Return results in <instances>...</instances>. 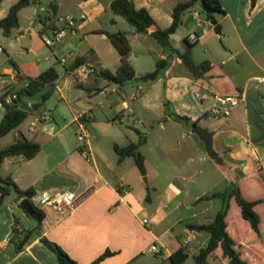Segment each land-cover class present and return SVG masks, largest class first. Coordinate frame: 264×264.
Here are the masks:
<instances>
[{"label":"crops","instance_id":"obj_1","mask_svg":"<svg viewBox=\"0 0 264 264\" xmlns=\"http://www.w3.org/2000/svg\"><path fill=\"white\" fill-rule=\"evenodd\" d=\"M18 1L0 2V20ZM112 1L36 0L21 10L19 27L10 36L0 29V60H5L0 63V98L10 93V88L21 89L55 68L54 94L62 103L55 107L58 115L54 117L51 111L40 113L43 105L37 97L24 100L41 107L27 112L26 120L13 130L12 143L0 145V151L20 138L38 143L41 150L30 160L5 158L2 177H11L22 190L33 188L36 206L44 196L63 191L76 195L77 203L68 213L44 211L41 232L78 264H174L171 257L181 248L188 253L181 264H196L211 235L193 227L213 223L225 204L222 194L235 182L246 200L263 201L255 207L261 220L260 235L242 218L235 198L226 219L228 234L246 264H264V0L254 7L251 0H233L231 8L218 0L224 13L212 14L221 27L220 34L198 2L183 14L171 45L183 53L185 40L195 34L193 59L197 64L209 61L212 71L205 80H196L174 55L165 75L154 82L140 78L155 71L157 62L165 58L163 47L115 15ZM132 1L154 18L151 33L170 27L174 8L190 0ZM52 4L58 6L57 16L48 9ZM70 19L75 26H68ZM224 21H230L232 32L227 33ZM55 28L63 30L64 37L59 44L47 46L45 40L53 39ZM119 32L128 35L130 64L139 82L119 85L99 76L100 71L115 72L120 65V55L107 37ZM218 36L224 40L220 50L214 46ZM200 45L204 59L196 55ZM77 61L81 65L72 69ZM74 85L84 96L67 94ZM236 92H241L244 100L229 116L211 115L214 95ZM104 94L105 100L97 102ZM195 94L203 99L196 102ZM171 113L188 118L191 124L176 121ZM117 122L125 125V130L117 128ZM192 123L215 133L214 148L223 165L208 157L203 142L192 133ZM82 129L92 136L87 146L78 139ZM140 139L145 176L132 157L120 161L116 151ZM20 202L12 193L0 210V264H58L57 256L34 231L37 223L21 210ZM15 219L18 228L34 231L20 252L10 242ZM153 245L159 253L150 250ZM107 252L111 255L98 261ZM206 264L229 262L219 247Z\"/></svg>","mask_w":264,"mask_h":264},{"label":"trees","instance_id":"obj_2","mask_svg":"<svg viewBox=\"0 0 264 264\" xmlns=\"http://www.w3.org/2000/svg\"><path fill=\"white\" fill-rule=\"evenodd\" d=\"M2 0H0L1 2ZM258 0H251L252 7L256 5ZM198 2H202L204 8L207 11V20L215 27L217 34L221 33V27L213 17L214 12L224 13L222 6L218 0H190L188 2L178 4L172 14L173 22L170 27L166 29L157 28L155 31L149 33L151 27L156 23L150 12L146 8H136L132 0H113L111 2V9L115 15L123 17L127 23L135 28V31L139 34H149L159 45H161L166 54L165 58L159 60L156 64V69L152 73L146 74L141 77V81H156L165 75L167 69L171 66L172 57L174 55L184 63L186 68L190 71L192 76L196 80H205L213 66L209 61H204L197 64L192 56V48L196 43H189L186 39L187 49L181 53L171 45V36L174 35L181 26L182 16L185 12L192 9ZM36 0H19L14 4L6 17L0 20V29L4 35L10 36L13 29L19 27V14L22 9L28 7L31 4H35ZM108 39L114 48L120 55V65L115 72L110 70H102L99 72V76L104 80L122 85L128 81H132L136 78L135 71L130 64L131 45L127 33L119 32L115 34H107ZM81 65L80 61H77L72 69H76ZM58 79V74L55 68H50L46 72L42 73L38 78L30 80L29 83L19 89L12 90L18 95V100L13 104H4V116L0 122V138L6 136L14 129L18 128L27 118L28 113L20 109V104L25 99H31L37 97L39 102L44 105L55 93V82ZM11 91V92H12ZM241 92L234 94H216L221 96H238ZM4 98L1 97L0 100ZM168 106V102H165ZM170 116L176 121L184 122L187 125L191 124V121L179 116L175 113H171ZM196 123H192L194 125ZM143 144V140L140 139L138 143H131L126 148H116V151L122 161L126 157H132L138 167L140 173L145 176L146 168L144 157L140 153L139 148ZM41 150V146L38 143L28 141L26 138H20L16 143L8 146L0 151V158L3 161L7 157L22 156L24 159H33ZM12 193L16 195V201L20 202L23 199H28L33 208L39 212L42 220L45 218V212L35 205L33 198L35 196V190L29 188L22 190L12 180L11 177L3 178L0 175V210L4 205L5 199ZM225 200L222 211L216 216L212 224L207 226H195L194 229L200 231H206L211 235L208 247L201 251L200 255L196 258V264H206L208 257L214 253L219 247L222 249L223 256L229 262V264H246L242 259L240 252L235 248V242L230 237L227 231V216L230 210V201L235 198L238 206L241 209L242 218L246 220L252 230L260 235V216L255 211L256 205L263 203V201L250 202L246 200L239 189L237 183H233L231 190L225 194H222ZM19 222L15 219L12 227V234L10 242L14 244L16 251L23 250L24 245L29 240L34 231L39 232L41 235L42 243L50 249L58 259V264H78L73 260L59 245L48 240L42 235L41 230L28 231L23 228H18ZM111 253L107 252L98 261L110 256ZM188 257V253L184 248H181L175 252L171 259L174 264H181ZM97 261V262H98Z\"/></svg>","mask_w":264,"mask_h":264},{"label":"built area","instance_id":"obj_3","mask_svg":"<svg viewBox=\"0 0 264 264\" xmlns=\"http://www.w3.org/2000/svg\"><path fill=\"white\" fill-rule=\"evenodd\" d=\"M68 26H75V23L72 19L68 20ZM52 34L53 39L45 40V44L47 46H54L56 44H59L64 37V31L59 28L53 29ZM196 40L197 36L194 34L189 37L188 41L189 43L193 44L196 42ZM213 97L215 102L210 109V113L216 118L229 116L232 110L244 100L243 94H240L238 96L214 95ZM198 99H203V97L199 94L193 95V100L197 102L199 101ZM16 100H18V95L15 91H12L4 96L2 100H0V106L4 107V104H13ZM91 137V134L85 129H82L78 134L79 141L82 143V145L85 146L88 145ZM76 203L77 197L74 193L63 191L55 194V196L53 197L44 196L39 200L37 207H39L43 211L52 209L61 214H66L75 207ZM144 223L148 224V221L145 220ZM150 250L153 253H159V248L156 245L151 246Z\"/></svg>","mask_w":264,"mask_h":264},{"label":"rangeland","instance_id":"obj_4","mask_svg":"<svg viewBox=\"0 0 264 264\" xmlns=\"http://www.w3.org/2000/svg\"><path fill=\"white\" fill-rule=\"evenodd\" d=\"M226 3H228V7L229 8H231V7H233L234 6V4H233V0H224ZM242 1V3H245L247 0H241ZM202 3V2H201ZM203 4V3H202ZM218 18H222L223 16H221V15H218V14H215ZM204 18V17H203ZM38 20V19H37ZM36 24H39V21H36ZM223 25L226 27V31H227V33H229V32H232V25H231V23H230V21H224L223 22ZM254 27H257V26H254ZM261 31V33L263 34V32H262V29L260 30ZM264 31V30H263ZM181 32L182 31H179L178 33H177V37H175V42L174 43H177V39L176 38H178V36H180V34H181ZM264 35V34H263ZM214 43H215V47H217V49H221V47H222V45H223V43H224V40L220 37V36H218V37H216V39H214ZM197 46V45H196ZM195 46V47H196ZM196 55H197V57H198V59H204V58H206V54L204 53V49H203V46L202 45H200V46H198L197 47V49H196ZM4 59H2L1 58V60H0V63L1 62H3L4 63ZM9 66V64H8V62L5 64V67H8ZM7 80V79H6ZM107 84V83H106ZM142 86H145V83L143 84L142 83ZM18 87H14V88H10V91H12V90H19V88L17 89ZM73 91H69V92H67V94L69 95V94H71V95H73L74 97H77V96H79L80 94L82 95V96H84L83 94H85V92L84 93H80V87H77L76 85H74V87H73V89H72ZM9 91V92H10ZM105 94L104 95H100L98 98H97V102H99V101H101V100H105ZM72 99H74V98H72ZM58 105H60V106H62V103H61V101L60 100H58V95L57 94H53V96L43 105V107H42V109L40 110V113H42L43 111H51L50 113H52L51 115L52 116H54V117H57V113H56V111H55V107L56 106H58ZM61 110V109H60ZM59 110V111H60ZM97 111H99V110H97ZM4 112H5V110L4 109H1L0 108V122H1V120H2V115L4 114ZM66 113V115L68 114L67 112H65ZM154 115H156V113L154 114ZM4 116V115H3ZM111 121H115V117L113 118V119H111ZM116 125L117 126H119V127H117V128H120L121 130H125V128H126V126L125 125H121L119 122H117L116 123ZM120 129H118V130H120ZM90 130H91V128H90ZM91 131H93V130H91ZM15 131H13V133H11L10 135H8V136H4V137H2V138H0V145H2V144H4V145H9V144H11L12 143V141H13V138H14V133ZM92 133H94V131L92 132ZM115 133L116 134H120V131H115ZM146 134V133H145ZM0 175L2 176L3 175V173H0Z\"/></svg>","mask_w":264,"mask_h":264},{"label":"water","instance_id":"obj_5","mask_svg":"<svg viewBox=\"0 0 264 264\" xmlns=\"http://www.w3.org/2000/svg\"><path fill=\"white\" fill-rule=\"evenodd\" d=\"M49 11L54 15L57 16L58 14V6L55 4H52L48 7ZM135 82H139L138 78L134 79ZM41 107V104H30L27 101H24L20 104V109L28 112L33 113L37 112ZM192 133L197 135L200 141L203 142L205 152L208 155L210 159H212L217 164H224V161L222 157H220L219 153L214 148V132H210L206 130L205 128L199 126L198 124H194L192 126ZM2 160L0 158V170H1ZM146 181V179H145ZM21 210L25 212L26 215H28L31 219H33L37 223L38 230H42V217L39 214L38 211H36L33 206L31 205L30 201L28 199H23L19 204Z\"/></svg>","mask_w":264,"mask_h":264}]
</instances>
